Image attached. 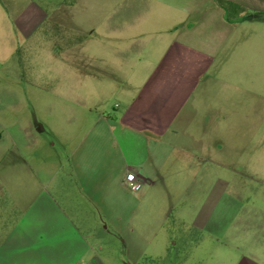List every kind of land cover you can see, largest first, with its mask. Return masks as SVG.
I'll list each match as a JSON object with an SVG mask.
<instances>
[{"label": "crops", "instance_id": "1", "mask_svg": "<svg viewBox=\"0 0 264 264\" xmlns=\"http://www.w3.org/2000/svg\"><path fill=\"white\" fill-rule=\"evenodd\" d=\"M229 1L245 11L229 18L215 0H0V47H36L35 24L49 22L52 31L61 28L49 37L55 62L90 64L76 79L113 82L118 111L94 127L101 130L90 137L94 158L79 159V180L123 188L134 172L143 186H155L166 151L191 161V170L204 163L206 176V161L223 165L227 128L243 126L237 113L244 100L238 97L250 98L252 112L264 111L254 98L264 80V0ZM26 39L27 46H18ZM259 138L253 149L256 175L264 160V137ZM242 141L235 139L232 148ZM108 143L127 151L125 167L109 162ZM18 178L14 169L12 183ZM4 208L0 199V264H111L52 199L30 204L21 222L10 223ZM49 221L56 229L37 231L35 223Z\"/></svg>", "mask_w": 264, "mask_h": 264}, {"label": "rangeland", "instance_id": "2", "mask_svg": "<svg viewBox=\"0 0 264 264\" xmlns=\"http://www.w3.org/2000/svg\"><path fill=\"white\" fill-rule=\"evenodd\" d=\"M55 6L53 1L50 9ZM35 25L36 47L27 46V39L18 45L27 47L11 42L0 47L4 217L21 222L30 204L52 199L111 264H264V160L259 175L252 166L256 139L264 137V111L252 112L250 98L238 97L244 100L237 113L243 126L227 128L229 143L221 161L226 169L206 161L211 174L205 176L204 163L191 170V161L166 151L155 186L138 191L111 184L95 187L91 180L78 179L77 162L94 158L90 137L101 131L94 127L101 118L114 117L120 97L112 81L76 79L80 69L90 71V64L55 62L49 37L55 38L61 28L52 31L49 22ZM255 94L261 109L264 80H259ZM237 138L243 141L234 150ZM119 146L107 147L109 162L118 168L129 160ZM14 169L19 178L12 183ZM29 172L35 176L29 178ZM216 185L221 186L219 192L214 191ZM217 199L221 201L214 208ZM41 215L36 208V216ZM35 224L41 232L56 229L51 221Z\"/></svg>", "mask_w": 264, "mask_h": 264}, {"label": "trees", "instance_id": "3", "mask_svg": "<svg viewBox=\"0 0 264 264\" xmlns=\"http://www.w3.org/2000/svg\"><path fill=\"white\" fill-rule=\"evenodd\" d=\"M215 2L217 5L227 10L229 18H232L233 16H237L241 14L243 11H245V8L229 0H215Z\"/></svg>", "mask_w": 264, "mask_h": 264}, {"label": "built area", "instance_id": "4", "mask_svg": "<svg viewBox=\"0 0 264 264\" xmlns=\"http://www.w3.org/2000/svg\"><path fill=\"white\" fill-rule=\"evenodd\" d=\"M126 180H127V186L132 190L138 191L143 186V182L141 178H139L137 174L134 172L128 173L126 176Z\"/></svg>", "mask_w": 264, "mask_h": 264}]
</instances>
